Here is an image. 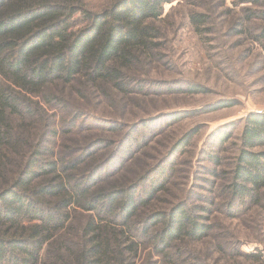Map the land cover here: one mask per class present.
Masks as SVG:
<instances>
[{
    "label": "trees",
    "instance_id": "obj_1",
    "mask_svg": "<svg viewBox=\"0 0 264 264\" xmlns=\"http://www.w3.org/2000/svg\"><path fill=\"white\" fill-rule=\"evenodd\" d=\"M244 1L264 9V0ZM174 2L106 0L95 10L90 0H0V264H136L145 240L165 264H189L185 254L191 245L209 238L211 227L197 216L205 209L186 200L168 211L151 209L162 202L157 195L168 191V161L147 171L138 184L113 181L101 186L113 173L111 167L120 165L119 149L85 169L82 158L95 157L103 144L109 148L115 141L100 138L81 152L71 145L55 152L49 140L60 132L48 131V109L63 104V98L51 93L54 88L79 85L95 94L112 89L128 95L134 86L149 85L136 77L156 59L164 37L158 24L165 6ZM256 19L264 21V10L245 9L231 34H249L264 47V28L251 35ZM190 21L200 37L211 31L208 14L192 13ZM206 91L190 85L185 92ZM236 104L222 100L205 110ZM73 115L60 121L59 131L68 128L69 134L80 119L89 118L82 112ZM159 119L143 120L125 133L119 147L127 156L136 149V142L128 145L132 134ZM244 122L232 167L212 175L223 181L232 201L256 206L264 201V111L250 113ZM121 128L117 122L96 120L99 132L119 133ZM198 131L186 134L170 156ZM216 137L223 145L233 135L220 131L212 135ZM80 211L91 217L84 225H73V215L82 216ZM214 251L241 264L262 259L261 253H243L237 241L215 242Z\"/></svg>",
    "mask_w": 264,
    "mask_h": 264
},
{
    "label": "rangeland",
    "instance_id": "obj_2",
    "mask_svg": "<svg viewBox=\"0 0 264 264\" xmlns=\"http://www.w3.org/2000/svg\"><path fill=\"white\" fill-rule=\"evenodd\" d=\"M105 2L90 0V6L96 10ZM247 8L264 10L244 0H175L165 6L164 19L158 24L164 37L156 59L136 77L150 86H134L128 95L112 89L95 94L79 85H61L51 92L63 98L62 105H53L47 113L50 116L48 131L60 132L49 137L55 152L63 145L85 150L100 138L107 143L116 142L109 148L103 144L98 152H93L96 154L93 158H82L81 168L85 169L95 160L96 165L103 163L119 149L120 165L111 167L113 173L101 186L113 181L138 184L144 181L147 171L168 161L164 165L171 175L165 186L168 191L157 195L162 202L151 209L168 211L186 200L189 206L205 209L197 216L201 223L211 227L209 238L204 243H193L186 252L189 264H196L195 257L201 264H241L242 260L240 263L230 261L214 251L215 242L228 245L233 241H237L243 253L262 254L259 263L243 261V264H264V201L256 206L234 202L222 188L223 181L212 175L214 170L227 171L232 167L247 115L264 111V47L249 34L247 38L231 34V28L242 23L239 18L245 17ZM192 13L208 14L212 18L213 23L208 27L211 31L203 37L196 33L190 21ZM252 26L251 35L260 34L264 21L256 19ZM190 85L204 86L207 91L186 93ZM222 100L237 104L216 111L205 110ZM77 112L88 116V120L80 119L69 134L68 128L59 131L56 126L60 121L71 119ZM186 112L191 114L177 117L178 120L167 119V115ZM159 117L162 119L154 125L132 134L128 145L136 142V149L127 156L125 148L119 147L126 138L125 133L134 131L143 120ZM101 119L117 122L125 128L119 133L99 132L96 120ZM44 128L40 125L39 132L44 133ZM196 129L199 131L189 143L171 157L174 146ZM220 131L232 134V139L223 145L217 142V137L213 140L212 135ZM212 158L219 160L214 162ZM80 214L82 216L73 215V225H84L91 217L86 211ZM145 242L136 264H165L148 240Z\"/></svg>",
    "mask_w": 264,
    "mask_h": 264
}]
</instances>
